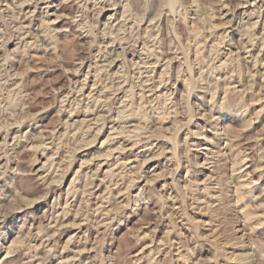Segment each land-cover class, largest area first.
Segmentation results:
<instances>
[{
    "label": "clouds",
    "instance_id": "9594fccd",
    "mask_svg": "<svg viewBox=\"0 0 264 264\" xmlns=\"http://www.w3.org/2000/svg\"><path fill=\"white\" fill-rule=\"evenodd\" d=\"M31 2L38 6L42 0H31ZM44 2L46 4V0ZM62 3L69 6L71 15L67 17L66 22L68 27L73 29L71 32H66L65 36L70 37L73 43L77 39H83L86 43L83 48L75 44V53H70V49L60 44L63 55L57 56V61L59 63L71 61L76 64L83 59L95 65L97 60H106L108 64L105 65L104 85L123 84L127 80L130 85L125 90L129 97L128 101L122 109L113 104L112 110L136 116V99H140L138 118L141 120V125L137 131L127 133L126 139L134 146L143 145L141 152L147 151L148 158H151L152 153L165 156L166 170L163 175L164 177L170 175L172 179L170 182L166 180L163 188L147 184L143 191L135 195L129 191L123 197L113 198L106 204V208L110 207L113 211L108 217L100 219L83 206L76 209L73 204L69 208H64L59 199L50 203L47 199L50 189L43 186L46 181L37 182L21 174L18 178H14L12 191L15 192L18 188L28 196L43 199L48 210L39 213L35 208L29 210L31 202L22 201L19 196L4 195L3 190L0 189V230L6 228L12 220L17 221L16 231L13 233L16 239L7 247V257L0 259V264H34V262L47 264L49 257L58 258L60 250L62 248L67 250L68 245L76 240L85 247L89 244L94 247L93 264H142V262L196 264L194 249L205 240L203 231L205 229L211 231L217 223L222 224L225 198L232 194V177L227 169L229 156L232 153L229 151L228 155L224 156V151L240 147L234 144L233 140L243 129L236 130L230 125L222 126V118L225 113L234 118H243L249 107L243 99L249 89L241 90L232 86L234 76L247 75L240 66V61L244 58L237 52L228 56L225 64H220L222 57L228 55L230 51L228 47L221 50L220 45L225 44L226 41L231 45L233 41L227 36L229 28L225 27L224 33L220 34L213 25V20L217 17L220 18L221 24H225L223 20L225 4H229V11L235 13L238 0H62ZM239 3L248 4L251 0H239ZM89 4L92 7H89ZM101 5L114 10L107 24L99 19ZM193 10L196 15L189 16L188 13ZM244 16L247 19L240 20L241 39L236 45L242 52L246 51V43L253 47H259L264 43V34L260 37L256 36V32L264 28V9L246 12ZM149 19L152 22L145 24ZM193 20L195 27L190 23ZM0 21H2L0 50L4 53L3 57H0V132L6 134L11 123L29 118L24 113L29 109L34 111L36 108L33 94L26 90L27 86L12 87L15 81L12 73L6 70L7 61L13 54H27L29 48L42 47L43 45H38L36 41L43 33L34 28L23 27L21 0H0ZM16 24H20L21 27L17 29ZM46 27H49L47 22L40 25L41 29ZM30 33L33 34L31 43L25 39ZM53 35H55L54 30ZM13 38L16 39L17 47L9 52L6 45ZM210 40L218 41L211 55L190 58L191 49L195 45L202 42L207 44ZM109 44L113 46L111 51L108 49ZM117 51L120 52L119 57L116 55ZM200 51L203 52L204 49ZM129 53L133 57H138V61L129 60L127 58ZM166 57L176 59L178 65L173 66L170 62L166 64L164 62ZM248 57H251V53H248ZM117 58L121 61L122 72L125 74L114 78L107 68ZM158 64L164 68L162 74L156 73ZM221 68L226 69L229 74L225 76L224 73H220L218 76V70ZM145 80L148 81L147 86ZM137 89H142L144 94L140 95ZM149 92L152 93L151 98L148 96ZM49 95L53 94L49 92ZM94 101L93 97V103ZM165 120L170 124L169 140L161 151L159 137L153 129ZM205 132L214 135L220 143L227 139V145L225 149H221L220 144H216L218 151L207 153L208 163L203 165V168H212L213 176L201 185L197 178L202 174L197 153L204 150L196 141L197 138L207 139ZM18 139H28L29 142H33L38 138L29 136ZM246 154L247 150L240 152V158L233 171H239V163ZM221 156H224L223 168L220 167ZM142 163H144L143 159L135 168L120 166L121 173H117L116 176L120 180L121 188L127 187L132 179H149L140 166ZM184 170H187L186 176L182 175ZM152 178L160 179V177ZM214 191L219 192V195L215 197L217 204L210 213L213 216L212 224L197 223L196 213L202 204L206 208V202L213 197ZM234 195L239 198L240 190L237 189ZM201 196L204 197L203 201L200 199ZM145 201L155 208L156 219L167 220L169 229L178 237L176 245L169 240L168 247L169 249L179 247V258L174 260L175 253H170L165 259L156 260L157 250L146 256L133 258L130 253L141 243L143 237L140 234H137L126 247L118 249L113 254L112 248L115 247L117 239L114 233L120 226V214L124 212V204L139 212L140 206ZM169 213L172 214L168 215ZM149 215L153 213L150 211ZM71 216H75L77 222H84L89 233L94 229L96 239L93 240L91 235L86 233L84 238L74 236L66 244L61 245L53 238V234L57 233L66 219ZM114 220L115 224H113ZM247 223L248 221L245 220L246 225ZM181 229L187 230L189 235H184ZM223 242L217 241V246L222 245ZM5 243L7 244V239ZM4 251V246L0 245V253ZM248 260L249 264H264V244H253Z\"/></svg>",
    "mask_w": 264,
    "mask_h": 264
},
{
    "label": "rangeland",
    "instance_id": "374dc122",
    "mask_svg": "<svg viewBox=\"0 0 264 264\" xmlns=\"http://www.w3.org/2000/svg\"><path fill=\"white\" fill-rule=\"evenodd\" d=\"M89 7H92V5L89 4ZM229 7L230 5L224 6L225 14L223 20L226 23L221 24L220 18L217 17L213 20V25L215 26L216 32L220 34L224 33L225 27L230 29L227 32V36L233 43L228 45L226 41L225 44L220 45L221 50L228 47L236 51V49H238L236 46L238 44L237 41L238 38H240V20L241 18L247 19V17L244 16V9L239 8V5L235 13L230 12ZM21 10L24 19L23 26L24 28L27 27L26 29H36V22L38 19L45 20L48 25L50 22H53V24H51L53 27L50 29L46 28L45 32L48 34V38L51 36L53 45L48 51H45L42 47L29 48L27 54H13L7 61L6 70L12 73L13 80L15 81L12 87L27 86L26 90L33 94V101L36 108L34 111L29 109L24 113V115L29 118H22L18 122L11 123L6 134L0 132V149H2V151H0V189L3 190V194L10 197L19 196L22 201L31 202L29 204V210L35 208L38 213L47 211L48 207L44 204L43 199L28 196L18 188L15 192L12 191L11 185L13 184L14 178H18L23 174L37 182L41 180L46 181L43 186L50 189L49 197L47 198L50 203L59 199L64 208H69L73 206V204L76 209H80L83 206L86 209H90L95 214V217L103 219L108 217L113 211L110 207L106 208V204L113 198L123 197L125 193L129 191L135 195L143 191L147 184H152L158 188L165 187V181L167 180L170 182L172 179L170 175L167 177L163 175L166 170L165 156H157L155 153H152L151 158H148L149 154L147 151L141 152L144 156L141 155L139 157L138 161L135 162V166L141 159L146 161L144 162L145 164L143 163L144 165L141 164L140 166L144 173L148 175V180L132 179L128 182L127 187L121 188L120 180L117 179L116 176L117 173H121V170L113 171V175L110 174L104 177V171L109 168V165L105 163V157L108 152L114 150L120 151L119 148L124 146L132 147L131 151L123 154L129 157L133 152V154H135L143 147V145L134 146L126 139L127 133L134 130L137 131L141 125V120L138 118L140 114L139 98L136 99L137 115L133 120V122L137 124V127H128L127 121L130 115L126 114V112H122L120 114L122 119H118L119 122H121V124L119 123L120 127L123 126L122 128H118V130L122 129L123 134H120L122 136L116 138V134L110 132L112 131V129H110L112 123H110L109 120L111 118L114 120L115 117L117 118L118 116V111L112 110L111 106L113 104H115L116 107L119 106L118 101L120 99H118V97H121V99L126 98L127 100L129 98L125 91L130 87L127 80H125L123 84L114 83L104 85V70L100 74L101 76L97 78L98 82L100 80L98 84L99 87H107V90H105L106 87L103 88L104 92L106 91L103 98L106 97L105 105L109 107L103 108V111L100 113L103 114L102 119L99 120L100 122L98 121L96 124H93L91 130L86 128L82 130V127H80L81 130L75 138L67 139L66 136H60L62 131L64 132L67 130L65 123L70 117L71 108L73 109L74 106L76 107L70 119L79 120L85 117L86 112H84V105H87L89 108L93 106V99H91L93 96L87 98L85 103L81 104L80 107L78 106L79 104H77L79 98L77 89L80 83L85 79L88 69H90V63L83 59L81 60L85 61V66L81 64V60L76 64L71 61L59 63L57 61V56L63 55L60 44L70 49V53H75V44L83 48L86 41L77 39V41L73 43L70 37L65 36L66 32H71L73 29L69 28L66 22L67 17L71 15L69 6L63 4L62 0H46V4L44 0H42L38 6L32 3L31 0H21ZM250 10L252 11L254 9L250 7L248 8V12H250ZM108 14L105 15L100 12L99 19L101 22L107 24ZM188 15L195 16V10L190 11ZM201 18L203 19V17ZM151 22V19H149L145 24ZM0 23H2V21H0ZM190 23H194V26H196L195 21H190ZM15 27L18 29L21 25L16 24ZM142 27H144V25H142ZM53 30L55 35H53ZM31 37H33L32 33L28 34L27 37L25 36V39L30 42L32 40ZM212 42L218 43L216 40H210L207 44L203 42L200 44L204 47L202 55L207 56L212 54L214 49L210 47ZM36 43L38 45L41 44L39 40L36 41ZM6 47L9 52H11L12 49L17 47L16 39L13 38V40L9 41ZM195 47L196 46L191 49L192 55L190 58L196 57V54H194ZM108 49L110 51L112 48ZM96 51H99V49H96ZM253 52H257V49H254ZM3 55V51L0 50V57H3ZM116 55L119 57L120 52L117 51ZM227 56L228 55L223 56L220 63L225 60ZM127 58L129 60L133 58L136 61L139 59L138 57H133L130 53L127 55ZM245 60L246 59H241L240 61L242 71L247 74L241 75L244 79L243 82L245 86L247 85L246 83H248L247 79L249 80L252 77L250 79L252 88H248L249 91L243 97L244 101L249 105L247 113L243 118H234L225 113L222 118V126L227 127L230 125L236 130L243 129L239 131L238 136L233 140V143L238 144L240 147L231 150L224 148L226 151L224 156H227L229 151L232 153L227 163V169L232 177V194L225 198L222 224L217 223L211 228V231L207 229L203 231L205 240L199 243L194 249L197 257L196 264H249L248 257L252 251V245L264 244V229L259 228L260 226L257 224L260 218H264V141L261 139L264 137V115L263 113L261 115L256 114V111L261 108L260 105L262 103V99L259 100V98L264 97V83L261 84L260 75H253L256 70L253 63L246 62ZM118 61L120 63L118 62L117 66L107 70L113 77L115 76L114 73L119 70V75L117 77L115 76L116 78L125 74L122 72L123 65L121 61ZM172 65L177 66L178 62L173 60ZM163 71V66L158 64L156 66V73L162 74ZM226 71V69L221 68L218 70L217 74L219 76L220 73ZM98 73L99 71L97 74ZM90 74H94L93 68L90 70ZM236 77L238 76H234V78ZM87 80V84L89 85L95 82V79H93L91 75H89ZM144 83L145 86L148 85L147 80H145ZM119 85H121V90H124V93L120 95L117 94L118 92L115 90ZM49 92L53 95H49ZM137 92L140 93V95L144 94L142 89H137ZM182 94L183 92L181 91V95ZM151 95L149 98H151ZM13 115H15V113H13ZM5 120H7V118H5ZM176 123H179V121H176ZM78 124L80 123H77V129L79 128ZM118 125L116 124V126ZM160 125H157L153 131L159 137V149L162 151L169 140L168 133L170 131V124L165 120ZM72 129H74V127H72ZM204 135L213 138L212 142L215 143V145L220 144V148L223 146L224 142L221 144L220 141L215 139L214 135H209L207 132H205ZM29 136L38 139L33 142H29L28 139H18L19 137ZM226 140L227 139L224 141ZM196 142L198 144H203L204 140L202 138H197ZM243 150H247L248 155L246 154L247 157L244 156L243 158H247L248 162L243 166L245 170L243 171V177L240 178L248 182V188L237 198L234 195L233 185L238 181L237 176H240L241 173H238L239 171H234L232 175V168L236 167L234 163L237 162L235 160L240 158V153L238 151L241 152ZM204 153L205 151L197 153L200 165L204 162ZM117 155L118 153H115V156ZM224 156L220 157L221 168L225 166ZM114 162V158H109V164H112V167ZM101 163V170L94 174V171L98 168V164ZM5 169L8 170L5 171ZM201 169L202 174L198 175L197 178L200 183H205V178L209 170L208 168H203V165H201ZM84 172H87L90 176L85 178ZM39 174L45 175L44 178L41 179ZM185 174L186 170L183 171L182 175L185 176ZM234 174L237 175L234 176ZM178 175L181 174L178 173ZM75 177H77V179ZM90 177L91 182H89ZM152 177H160V179H153ZM85 184L87 185L85 186ZM69 187H71V189L68 191ZM81 189H83V191H81ZM53 193H55V195H53ZM73 193H75V195H73ZM215 193V196L219 195V192L216 191ZM213 200L214 202L212 205H206V208L204 205L201 206L202 208L200 207V210L195 215V220L198 221L203 219V224H212L213 216L210 213L213 210V206L217 204L216 199ZM150 211L153 213L151 216L149 215ZM155 211V208L147 201L140 206L139 212L134 211L129 208L127 204H124V212L120 214V226L114 233L117 239L115 247L112 248L113 254H115L118 249L126 247L136 238L137 234H140L143 239L138 246L132 249L130 255L133 258L146 256V254L153 252V250H157L158 253L156 255V260H163L169 256L170 253H175L173 256L174 260L179 258V247H172L171 249L168 247L169 240L173 245H176L178 237L169 229L167 220L158 221L156 219ZM170 214L172 213L168 215ZM245 220L248 221L247 225L245 224ZM115 223L116 221L114 220L113 224ZM16 224L17 221L12 220L6 228L0 230V233H3V235H0V245H3L5 248V251L0 253V259L7 257L6 249L16 239V236L13 234L16 231ZM181 231L184 235H189L187 230L181 229ZM213 231L217 232L216 237L211 236ZM86 233L91 235L93 240L96 239L94 229L89 233L84 222H77V218L71 216L66 219L59 231L53 234V238L61 245H64L74 236L84 238ZM209 237H211V239H208ZM5 239H7V244L5 243ZM217 241L224 242L222 245L217 246ZM94 259V247L91 244L85 247L76 240L68 245L67 250L62 248L58 258L49 257L47 264H93ZM142 264H146V262H142Z\"/></svg>",
    "mask_w": 264,
    "mask_h": 264
},
{
    "label": "bare ground",
    "instance_id": "6f19581e",
    "mask_svg": "<svg viewBox=\"0 0 264 264\" xmlns=\"http://www.w3.org/2000/svg\"><path fill=\"white\" fill-rule=\"evenodd\" d=\"M30 2V1H29ZM47 5H49V4H47ZM46 5V6H47ZM227 5H229V4H225V6H227ZM240 7L239 8H243L244 9V13H246V12H248V8H250V7H252V9H254V10H252V11H255V10H257V9H264V0H251V3H248V4H238ZM248 8H247V7ZM101 13H103V14H108V18H107V21H108V19L113 15V12H114V10L113 9H110V8H107V7H105L104 5H101ZM251 11V10H250ZM202 19V18H201ZM106 21V22H107ZM194 21V20H193ZM46 22H45V20L43 21V20H41V19H38V21L36 22V24H37V26H36V29L37 30H39V31H41L42 33H43V35H41L40 36V39H39V41L41 42V44L43 45L42 46V48L45 50V51H48V49L53 45V42H52V40H51V36L48 38V34L47 33H45L46 32V28H51V27H53L51 24H53V22H50L49 23V25H50V27H46V28H40V25H42V24H45ZM105 24V23H104ZM18 26V25H17ZM192 26L193 27H195L194 26V23H192ZM24 27V26H23ZM26 27V26H25ZM27 28V27H26ZM239 33H240V38H238V43H239V41H240V39H241V32L239 31ZM262 34H264V28H260V30H258L257 32H256V36L257 37H260ZM27 37V36H26ZM32 38V40L29 42V43H31L32 41H33V37H31ZM246 40H247V38H245ZM45 41H47V43H45ZM196 47H195V53L194 54H196V56H200V55H202V52L200 51V49H203L204 47H202L200 44H198V45H195ZM215 46H216V43H214V42H212L211 44H210V47L211 48H215ZM113 46L111 45V44H109L108 45V48H112ZM209 47V48H210ZM245 47H246V51H240V49L238 48V49H236V51L235 50H233L232 48L230 49V51H229V53H228V56H230V55H232L233 53H239V55H240V57H242V58H244V59H246L245 61L246 62H252L253 63V65L255 66V68H256V70H255V72H254V74L253 75H255V74H257V75H260V82H261V84L262 83H264V43H261L260 45H259V47H253V46H249L247 43L245 44ZM254 49H257V52H253V50ZM111 51V50H110ZM248 53H251V57L249 58L248 57ZM245 55V56H244ZM228 56L226 57V59L225 60H223L220 64L221 65H223V64H225L226 63V61H227V59H228ZM119 59L117 58V59H115L113 62H111V64L108 66V68H107V70L109 69H111L112 67H115V66H117L118 65V61ZM131 60H134L133 58L131 59ZM173 60H175V62H177V60L176 59H173L172 57H166L165 58V63L167 64V63H173ZM258 61H260L259 63H258ZM120 63V62H119ZM81 64L83 65V66H85V61H82L81 60ZM92 63H90L89 64V68L90 69H88V73H87V75H86V77H85V79L80 83V86H79V88L77 89V95L79 96V98H78V102H77V104H79L78 106L80 107L81 106V104H83V103H85V100L87 99V98H89V97H91V96H93L94 98H95V101H94V103H93V106H92V108H89L87 105H84V108H85V110H84V112H86L85 113V117H83V119H79V120H71L70 118L72 117V115L74 114V108L76 109V107L74 106V108L72 109L71 107V109H70V117L66 120V128H67V130H65L64 132L62 131V134L60 135V136H66L67 137V139L68 138H75L76 136H77V134L80 132V127H82V130H84L85 128L86 129H89V130H91V128H92V125L93 124H96L99 120H101L102 119V116H103V114H100L102 111H103V108L101 107L102 105H105V102H106V97L105 98H103L104 96H105V92H104V89L103 88H105V87H99V82H100V80H99V82L97 81V78L98 77H100L101 75V73L105 70V65L106 64H108V62L106 61V60H97L96 61V64L94 65V64H92ZM157 66V65H156ZM253 67V66H252ZM92 68H93V70H94V74H90V70H92ZM254 68V67H253ZM254 68V69H255ZM95 71H96V74H97V72L99 71V73L97 74V76H96V74H95ZM92 72V71H91ZM89 75H91V77L93 78V79H95V82H94V80H93V82L94 83H92L91 85H89V84H87V82H88V77H89ZM114 75L117 77L118 75H119V70H117L115 73H114ZM224 75L226 76V75H228V72L226 71V72H224ZM253 75H251V76H253ZM114 76V77H115ZM115 77V78H116ZM250 77V76H249ZM221 78H223V76H221ZM252 78V77H251ZM250 78V79H251ZM248 80L247 79V82L249 83H246L247 85L245 86V83L243 82L244 81V79H243V77L242 76H238V77H236V78H233V84H232V86L233 87H235V88H237V89H244V88H252V83H250L251 82V80ZM85 82H86V86H84L85 85ZM260 84V83H259ZM264 85V84H263ZM120 86L121 85H119L115 90H116V92H118L117 94H123L124 93V90H121V88H120ZM147 86V85H146ZM249 86V87H248ZM110 87V86H109ZM264 87V86H263ZM115 88V87H114ZM260 88V87H259ZM262 89V88H261ZM105 90H107V87H106V89ZM258 92V91H257ZM94 94H96V95H94ZM151 95V93H149L148 94V96H150ZM261 95V94H260ZM260 97V96H259ZM258 97V98H259ZM91 99H93V98H91ZM90 99V100H91ZM118 99H120L119 101H118V103H119V106L117 107V108H119V109H122L123 108V106L125 105V102L126 101H128L126 98H124V99H121V97H118ZM262 99V103H261V108H259L257 111H256V114L257 115H261L262 113H263V115H264V97H260L259 98V100H261ZM93 101V100H92ZM257 102V101H256ZM74 103V102H73ZM118 111V110H117ZM110 113V112H109ZM122 113V111H118V116H117V118L115 117V119L113 120L112 118L109 120V122L110 123H112L111 124V126H110V129H112V131H110L111 133H115L116 134V138H120V136H122V135H120L121 133L123 134V131H122V129H119L118 130V128H122L123 126H121L120 127V124H121V122H119V120H118V117H120V114ZM127 114V113H126ZM123 115V114H122ZM109 116V115H108ZM128 117V116H127ZM135 117L136 116H132V115H130L129 117H128V121H127V123H128V127H131V128H136L137 127V124H135L134 122H133V120L135 119ZM125 118V117H124ZM123 118V119H124ZM118 121V122H117ZM100 122V121H99ZM77 123H80V124H78V129L76 128V125H77ZM120 123V124H119ZM126 123V122H125ZM83 124V125H82ZM116 124L118 125V126H116ZM81 125V126H80ZM161 126V125H160ZM72 127H74V129H77V130H75V131H73L74 129H72ZM135 131V130H134ZM22 136V135H21ZM203 139V138H202ZM263 141H264V137H262L261 138ZM126 140V139H125ZM204 140V143L203 144H199V146H200V148H202L204 151H205V153H204V155H205V158H204V162L201 164V165H204V164H206V163H208V156H207V153H209V152H217L218 151V149L216 148V145H215V143H213L212 141H213V138H210V137H207V139H203ZM224 143H223V146L221 147V149H224L225 148V145H227V140L226 141H223ZM222 144V143H221ZM88 146V145H87ZM86 148H89V147H86ZM119 150L120 151H117V150H114V151H110V152H108L107 154H106V157H105V163L107 164V165H109V168H107L105 171H104V177L105 176H108V175H110V174H112L113 173V171H116V170H118V171H120L121 169H120V166L121 165H124V166H126V167H131V168H135V162L136 161H138V159H139V157L141 156V155H143L144 156V154H141V150L140 151H138L137 153H135V154H133L132 152V154L128 157V156H126V155H123L125 152H129V151H131L132 150V147H127V146H124V147H120L119 148ZM239 153H240V151H238ZM115 153H118V155L117 156H115ZM226 153V151H224V154ZM123 155V156H122ZM248 155V154H247ZM264 156V155H263ZM247 157V156H246ZM109 158H114L115 159V162H114V165H113V167L111 166L112 164H109ZM142 160V159H141ZM239 160V158L238 159H236L235 161L237 162ZM220 161H221V159H220ZM144 162H146L145 160H144ZM248 162V159L247 158H243V161L240 163V165H239V172L238 173H241L240 174V176H237V180L238 181H236V183L233 185V187H234V193L236 192V190L237 189H239L240 190V195L239 196H241V194H243V191H246V189L248 188V182H246L245 180H242L240 177H243V171L245 170V169H243V166L246 164ZM143 164V163H142ZM145 164V163H144ZM143 164V165H144ZM235 165L237 164V163H234ZM45 165V164H44ZM101 167H102V163L101 164H98V168H97V170L96 171H94V174H96L97 173V171H99V170H101ZM43 168V167H42ZM236 167H233L232 168V175H233V173H234V169H235ZM81 169H82V167H81ZM80 169V170H81ZM41 170V169H40ZM208 170H209V173L207 174V176H206V178H205V180L206 181H208L209 180V178L210 177H212L213 176V169L212 168H208ZM38 171V170H37ZM15 173H17V172H15ZM85 173V178L88 176H90L89 174H87V172H84ZM18 174V173H17ZM188 173H187V170H186V174H185V176L187 175ZM40 175V178L41 179H43L44 178V176L45 175H42V174H39ZM39 175H38V178H39ZM113 175V174H112ZM237 174H234V176H236ZM76 179H77V177H75ZM72 181H73V179H72ZM105 181V180H104ZM204 184V182H201V185H203ZM87 184H85V186H86ZM76 187V186H75ZM113 187H115V186H113ZM71 189V187H69L68 188V191ZM216 191H214L213 192V197L210 199L209 198V200H207V202H206V205L208 206V205H212V203L214 202V200L213 199H215V193ZM200 199L203 201L204 200V197L203 196H201L200 197ZM202 205H204V204H202ZM201 205V206H202ZM194 207H195V205H194ZM202 208V207H201ZM171 215V214H170ZM200 219V218H199ZM203 220V219H202ZM202 220H196V222L197 223H203V221ZM206 224H207V222H206ZM260 227L259 228H263L264 229V218H260L259 220H258V223H257ZM264 231V230H263ZM216 235H217V232H215V231H213V233H211V236L212 237H216ZM60 261H63V260H60ZM62 263V262H61Z\"/></svg>",
    "mask_w": 264,
    "mask_h": 264
}]
</instances>
